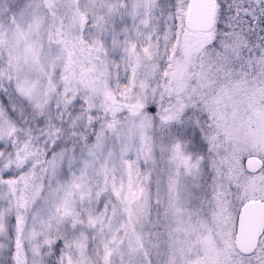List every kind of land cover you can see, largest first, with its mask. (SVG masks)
I'll use <instances>...</instances> for the list:
<instances>
[{
  "label": "snow or ice",
  "instance_id": "snow-or-ice-1",
  "mask_svg": "<svg viewBox=\"0 0 264 264\" xmlns=\"http://www.w3.org/2000/svg\"><path fill=\"white\" fill-rule=\"evenodd\" d=\"M0 264H264V0H0Z\"/></svg>",
  "mask_w": 264,
  "mask_h": 264
}]
</instances>
